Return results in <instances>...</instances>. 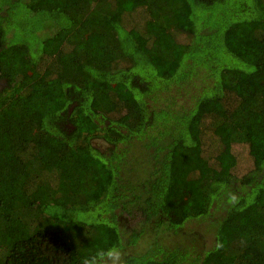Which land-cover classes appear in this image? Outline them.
Masks as SVG:
<instances>
[{"label": "trees", "instance_id": "obj_1", "mask_svg": "<svg viewBox=\"0 0 264 264\" xmlns=\"http://www.w3.org/2000/svg\"><path fill=\"white\" fill-rule=\"evenodd\" d=\"M0 81V264H264V0H0Z\"/></svg>", "mask_w": 264, "mask_h": 264}, {"label": "rangeland", "instance_id": "obj_2", "mask_svg": "<svg viewBox=\"0 0 264 264\" xmlns=\"http://www.w3.org/2000/svg\"><path fill=\"white\" fill-rule=\"evenodd\" d=\"M23 15H24V13H22V16ZM21 20L24 23L23 25H21L19 27L21 30L23 29V31H26V32L35 31L36 34H39V31L40 32L42 31L39 22L29 23V22H26V18H21ZM254 132H255V130H254ZM252 136H253V138H255V139H253V152L259 158L262 154H264V140H257L256 137H258V136L254 135V134H252ZM95 145L98 146L99 149H102V150L105 149L104 146H102V144H100V143H96ZM237 151L242 156L241 168L244 169V170H242V172H243L246 170L245 168L249 167L251 164V159L250 160L248 159V157L250 156L249 149H248V146H240L237 148ZM122 258H123V256L121 253H113L107 257H104V258L98 260L97 263L95 262L93 264H122Z\"/></svg>", "mask_w": 264, "mask_h": 264}, {"label": "flooded vegetation", "instance_id": "obj_3", "mask_svg": "<svg viewBox=\"0 0 264 264\" xmlns=\"http://www.w3.org/2000/svg\"><path fill=\"white\" fill-rule=\"evenodd\" d=\"M3 85H4V81H0V89L2 88Z\"/></svg>", "mask_w": 264, "mask_h": 264}]
</instances>
